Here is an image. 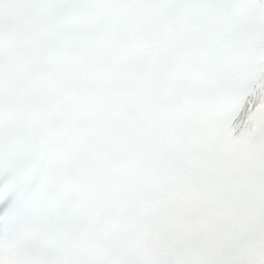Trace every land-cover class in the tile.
Segmentation results:
<instances>
[{"label":"snow or ice","instance_id":"obj_1","mask_svg":"<svg viewBox=\"0 0 264 264\" xmlns=\"http://www.w3.org/2000/svg\"><path fill=\"white\" fill-rule=\"evenodd\" d=\"M0 264H264V0H0Z\"/></svg>","mask_w":264,"mask_h":264}]
</instances>
